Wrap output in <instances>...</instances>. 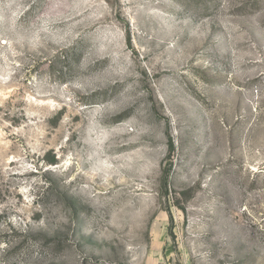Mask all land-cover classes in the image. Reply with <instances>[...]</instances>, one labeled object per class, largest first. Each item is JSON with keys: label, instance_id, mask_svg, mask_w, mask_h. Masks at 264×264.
Listing matches in <instances>:
<instances>
[{"label": "rangeland", "instance_id": "1", "mask_svg": "<svg viewBox=\"0 0 264 264\" xmlns=\"http://www.w3.org/2000/svg\"><path fill=\"white\" fill-rule=\"evenodd\" d=\"M0 264H264V0H0Z\"/></svg>", "mask_w": 264, "mask_h": 264}]
</instances>
